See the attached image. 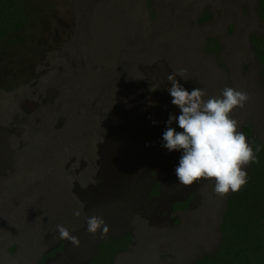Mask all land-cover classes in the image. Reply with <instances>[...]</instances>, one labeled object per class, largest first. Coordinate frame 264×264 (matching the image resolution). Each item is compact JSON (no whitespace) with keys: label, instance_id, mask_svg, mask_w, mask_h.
Instances as JSON below:
<instances>
[{"label":"rangeland","instance_id":"obj_1","mask_svg":"<svg viewBox=\"0 0 264 264\" xmlns=\"http://www.w3.org/2000/svg\"><path fill=\"white\" fill-rule=\"evenodd\" d=\"M72 4L71 39L39 65L30 84L11 91L0 88V264L39 262L56 243L57 225L75 231L72 235L80 244L69 242L68 249L79 250L74 251L75 264L85 262L95 246L89 245L91 234L85 224L91 215L102 216L109 226L101 239L133 234L130 253L117 264H130V254L135 264L146 263L158 238L181 226L173 203L198 196L190 208L199 211L212 237L189 235L180 264H192L219 244L220 218L230 192L217 195L213 179L175 188L167 176L159 178L160 170L151 172L161 165V157L177 159L182 154L159 148L169 115H180L169 99L167 77L186 70L176 79L188 91L206 90L205 99L219 96L225 87L247 92L250 100L231 116L240 122V131L250 123L255 136L264 141V82L251 41L253 34L264 37V24L255 13L257 0H72ZM138 36L141 47L133 50L131 40ZM210 37L221 46L217 54L207 50ZM98 118L104 130L87 137L84 132L98 128ZM177 125L173 121L171 127ZM109 130H114V149L108 165L134 171L133 187L97 185L108 158L100 145ZM152 130L154 138L147 139L146 132L152 135ZM136 135L150 152L143 150L142 141L129 147ZM157 180L165 194L155 199L150 190ZM81 201L82 214L74 216ZM178 244L166 249L161 242V257L176 264ZM64 260V254H57L46 264Z\"/></svg>","mask_w":264,"mask_h":264},{"label":"clouds","instance_id":"obj_2","mask_svg":"<svg viewBox=\"0 0 264 264\" xmlns=\"http://www.w3.org/2000/svg\"><path fill=\"white\" fill-rule=\"evenodd\" d=\"M70 3L72 5V9H74L72 0H70ZM258 4H259V0H257L255 13L260 19L259 15L257 14ZM260 21L264 24V22L261 19ZM88 23L90 24V20ZM256 35L257 34H253L251 36V41H252V37ZM260 37L264 40L263 36ZM138 38L141 37L138 36L131 40L130 46L132 45L131 48L133 50L138 47H141V45L137 44L136 42V39ZM67 42H65L64 44H66ZM255 57L258 64L261 67V77H262V81L264 82V78L262 74L263 66L259 62L256 53H255ZM185 71L186 70L184 69H179L169 74L167 77L168 81L171 82L167 84V88H169L168 91L170 94L169 99H171L172 97L171 103L179 108L180 115L178 117L173 116L171 114L169 115V119L167 121V124L169 126L167 127L166 131L163 133L162 136L164 143L162 144V146L158 144L159 148L168 149L169 151L182 150V154L177 159H175V157L174 158L161 157V165L156 164L155 166L157 167V169H153V170H155L156 172H158L157 170H160L159 172H161V174L159 175V178L161 177L160 179H162L164 176H167L168 182L174 183L175 188H179L181 186L186 189V185H191L194 182L199 181L201 179H213L215 181L213 190L217 195L223 197L230 192L228 194V199L220 218V224H219L220 242L211 253H205V254H212L221 244V239H222L221 226L224 222V217L226 215L228 200L234 192L239 191L242 187H244L247 184L249 166L250 164L253 163L258 164L260 162L259 153L262 151V147L264 146L255 144V142H251L250 138L247 135H245L244 132L239 130L240 122L232 118L231 116V113L233 112L234 109L244 108L246 103L250 100V96L247 92L232 87H225L219 96H211L205 99V97L207 96L206 90L201 88H194L193 90L188 91L176 79L177 75L183 77ZM126 73L130 74V72H126ZM116 103H119V101L117 100ZM102 116H103V112H102ZM173 121H176L178 123L176 129H182L183 131L179 132L176 131L175 128L171 127ZM106 127L107 125L105 126V129ZM103 130L104 127L99 119L98 128L97 127L93 128L89 132L85 131L84 134L87 133V137L91 133L98 135ZM254 131L255 130L253 127L254 138L264 143V141L260 140L258 137L255 136ZM113 133L114 130L112 131L109 130V134L106 137L105 143L103 144L101 143L100 145L102 150H106L105 152L107 153L108 158L104 160L105 162L104 170L100 175L101 178L99 179L97 185H104L108 188L111 187V185L109 184V182H111L110 171L113 173V175L118 177V175L113 170L114 166L108 165V161L110 160L108 155H110V152L114 149V142L112 139ZM153 133H154L153 130L151 132L152 135L146 132L145 135L146 138L147 139L154 138ZM133 138H134L133 142L130 144L129 147L135 148L136 146L140 145L141 143L139 142L142 141L143 150L147 152L149 151L146 148H144V142L141 135L139 136L136 135V137L134 136ZM133 173L134 171L130 170V176L126 179L125 185L122 189L126 187H133L134 185V179L132 178ZM96 178H98V175L94 177V179ZM157 182H159V186L157 187V193L154 194L153 190ZM162 189H163V183L160 180H157L154 186L151 188L150 192L153 193L156 199L159 198L161 194L163 195L165 194L164 191L163 192L161 191ZM94 197L95 195L89 196V199L93 200ZM192 197L193 196H190L187 199L186 197H181V199L183 200L173 203V207L171 209L174 210L173 213H178L176 217L181 216V219L179 220L181 226L177 227V225H175L176 231L169 228L168 233L164 234L161 238H158L155 251H153V253L150 255L149 260L143 264H172L171 263L172 260H168V258L161 257L162 250L159 247L161 245V242L163 243L166 249L168 248L169 245L173 247L176 241L179 242V244L175 249L179 257L173 260L176 261V264H180V262H182V259L185 257L184 253L187 251L188 239L191 233L203 237V239L212 237V234H210V230L206 229L207 227L202 223L201 214L199 213V211L195 209V211L193 212L194 208L193 207L190 208L191 201L194 199L196 200L198 198V196L193 198ZM199 197L201 201L202 197L201 196ZM178 203H183L184 205L180 206ZM195 204H198V201H195ZM83 207H84L83 202L82 201L79 202V208L74 210L73 215L79 217L82 214ZM192 216H195L196 219L192 220L191 219ZM85 224H87V231L91 234L89 245H91V243L94 242L95 246L93 252L85 262H78L76 264H81V263L86 264L95 253L101 241L107 240L109 238H116L117 236L123 235V234H118L115 236H109L104 239L103 238L101 239L100 236L102 237L105 236L110 230L108 224L106 223V221L103 219L102 216L91 215L86 219ZM192 224L196 225L195 229L192 228ZM177 230H180L181 233L178 234ZM73 233H75V231L69 230L63 225H57V233H56L57 240L55 245L61 241L64 242V248L62 252L57 253V254L65 255V260L63 264H75L76 262V260L73 259V256H75L74 251H77L78 253L79 250H73L69 252L68 249L69 242L77 247L80 244L79 238L72 235ZM168 235H171L175 241H172ZM167 237H168V241L166 240ZM132 239H133V234H131V244L133 243ZM131 244L129 245L127 250L115 256L114 264H117L118 259L121 256L130 253L129 251ZM55 245H53V247ZM51 248H49V250H51ZM181 248L183 250H181ZM46 252L44 253V255L46 254ZM204 256L196 257V259L193 261L192 264H195L196 261L202 259ZM49 259H53V258H49ZM130 260H131L130 264L132 263L135 264L131 254H130ZM36 264H38V262Z\"/></svg>","mask_w":264,"mask_h":264},{"label":"trees","instance_id":"obj_3","mask_svg":"<svg viewBox=\"0 0 264 264\" xmlns=\"http://www.w3.org/2000/svg\"><path fill=\"white\" fill-rule=\"evenodd\" d=\"M257 14L264 22V0H259ZM63 15H67L68 20L64 21ZM72 19L70 0H0V87L13 90L34 81L39 65L72 37ZM252 42L263 66L264 78V40L256 35ZM207 45V50L212 48L210 52L213 54L221 51L216 38H208ZM242 130L251 142L264 146L254 138L250 123ZM259 160L258 164H250L247 184L228 200L220 246L195 264H264V147ZM113 170L118 177L110 171L109 184L122 189L130 170L118 166ZM158 186L159 182L154 187V194ZM130 244L129 232L101 241L86 264H114L115 256L127 250ZM63 248V241L57 243L38 264H46Z\"/></svg>","mask_w":264,"mask_h":264},{"label":"water","instance_id":"obj_4","mask_svg":"<svg viewBox=\"0 0 264 264\" xmlns=\"http://www.w3.org/2000/svg\"><path fill=\"white\" fill-rule=\"evenodd\" d=\"M96 36V35H95Z\"/></svg>","mask_w":264,"mask_h":264}]
</instances>
